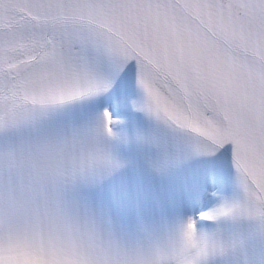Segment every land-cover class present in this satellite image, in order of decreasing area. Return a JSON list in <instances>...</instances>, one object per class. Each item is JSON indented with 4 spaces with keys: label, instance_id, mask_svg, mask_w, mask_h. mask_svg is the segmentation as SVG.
<instances>
[{
    "label": "snow or ice",
    "instance_id": "obj_1",
    "mask_svg": "<svg viewBox=\"0 0 264 264\" xmlns=\"http://www.w3.org/2000/svg\"><path fill=\"white\" fill-rule=\"evenodd\" d=\"M0 264H264V0H0Z\"/></svg>",
    "mask_w": 264,
    "mask_h": 264
}]
</instances>
